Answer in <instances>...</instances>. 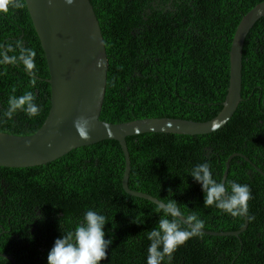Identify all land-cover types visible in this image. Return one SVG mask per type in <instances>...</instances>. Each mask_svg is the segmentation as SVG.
<instances>
[{
    "label": "trees",
    "instance_id": "trees-1",
    "mask_svg": "<svg viewBox=\"0 0 264 264\" xmlns=\"http://www.w3.org/2000/svg\"><path fill=\"white\" fill-rule=\"evenodd\" d=\"M260 1L91 0L108 54L100 118L216 116L228 91L236 27ZM48 77L25 0H0V131L26 135L43 124L51 106ZM241 94L232 117L213 132L127 136L130 188L206 230H238L245 223L221 188L226 161L239 152L224 190L248 218L240 237L196 231L128 194L124 153L116 139H106L46 164L0 166V264H14L2 254L17 264H264L257 243L262 238L264 244V205L254 204L248 174L257 151L264 153V16L244 42ZM257 174L263 186L264 175Z\"/></svg>",
    "mask_w": 264,
    "mask_h": 264
},
{
    "label": "water",
    "instance_id": "water-1",
    "mask_svg": "<svg viewBox=\"0 0 264 264\" xmlns=\"http://www.w3.org/2000/svg\"><path fill=\"white\" fill-rule=\"evenodd\" d=\"M25 2L48 63L49 77L46 81L51 85V106L43 124L31 134L18 135L0 131V166L42 165L73 149L106 139H116L124 153L122 186L128 194L156 203L196 231L240 237L248 227V218L244 211L228 199L224 190L230 161L239 153H233L228 157L221 188L223 199L244 216L245 223L238 230H206L155 196L130 188L131 158L127 136L146 132L197 135L222 128L243 99L241 94L243 46L252 26L264 16V0L247 11L236 27L229 50L228 91L216 116L206 121L146 117L120 123L100 118L106 95L108 54L102 28L91 0H25ZM2 255L17 264L12 256Z\"/></svg>",
    "mask_w": 264,
    "mask_h": 264
},
{
    "label": "flooded vegetation",
    "instance_id": "flooded-vegetation-1",
    "mask_svg": "<svg viewBox=\"0 0 264 264\" xmlns=\"http://www.w3.org/2000/svg\"><path fill=\"white\" fill-rule=\"evenodd\" d=\"M235 153H239V152H235ZM257 153H258V155H256L255 157L258 159V161H257V163H256V161H253V165H252L253 170L249 169L248 174L250 176L249 180L252 182V189L256 186V189L254 191H252V189H251V195L252 196L255 195L258 197L255 199L254 204L257 206L258 205L263 206L264 205V185L261 186L263 184V182H260V183L258 182V175L259 174H257V179H256V176H254V175L256 172L264 175V168H263L264 167V153L260 150H258ZM246 157H244V158H246ZM247 159H248V157H247ZM40 213H41V211L38 210L37 214H40ZM63 216H64V212H60V214L57 216V220H60ZM27 218H29V220H35V214L32 212H28ZM33 229L34 228L32 227L30 230H33ZM262 230H264V228ZM262 242H263L262 238L259 241H257L258 246L260 247L259 257L262 258L264 261V244Z\"/></svg>",
    "mask_w": 264,
    "mask_h": 264
},
{
    "label": "bare ground",
    "instance_id": "bare-ground-1",
    "mask_svg": "<svg viewBox=\"0 0 264 264\" xmlns=\"http://www.w3.org/2000/svg\"><path fill=\"white\" fill-rule=\"evenodd\" d=\"M264 215V214H263Z\"/></svg>",
    "mask_w": 264,
    "mask_h": 264
}]
</instances>
